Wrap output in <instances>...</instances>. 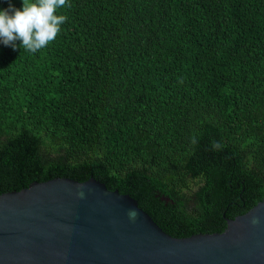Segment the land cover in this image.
I'll use <instances>...</instances> for the list:
<instances>
[{
    "label": "trees",
    "instance_id": "1",
    "mask_svg": "<svg viewBox=\"0 0 264 264\" xmlns=\"http://www.w3.org/2000/svg\"><path fill=\"white\" fill-rule=\"evenodd\" d=\"M56 14L35 53L0 42V195L94 179L178 239L264 198V0H67Z\"/></svg>",
    "mask_w": 264,
    "mask_h": 264
},
{
    "label": "water",
    "instance_id": "2",
    "mask_svg": "<svg viewBox=\"0 0 264 264\" xmlns=\"http://www.w3.org/2000/svg\"><path fill=\"white\" fill-rule=\"evenodd\" d=\"M0 264H264V198L216 233L178 239L94 179L33 182L0 195Z\"/></svg>",
    "mask_w": 264,
    "mask_h": 264
},
{
    "label": "clouds",
    "instance_id": "3",
    "mask_svg": "<svg viewBox=\"0 0 264 264\" xmlns=\"http://www.w3.org/2000/svg\"><path fill=\"white\" fill-rule=\"evenodd\" d=\"M67 0H23L22 9H17L9 0V7L0 11V42L5 46L26 49L33 53L54 41L60 26L66 21L57 15V9L66 5ZM17 41L21 43L18 45ZM213 147H218L216 142ZM134 215V212L130 213ZM258 223V220H253Z\"/></svg>",
    "mask_w": 264,
    "mask_h": 264
}]
</instances>
